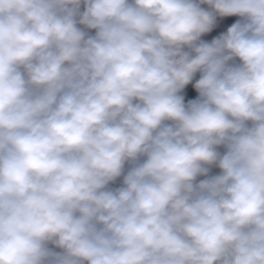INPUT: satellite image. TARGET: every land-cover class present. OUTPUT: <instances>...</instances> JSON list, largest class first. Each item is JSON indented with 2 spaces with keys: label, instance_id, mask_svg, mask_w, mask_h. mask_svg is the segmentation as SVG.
Instances as JSON below:
<instances>
[{
  "label": "clouds",
  "instance_id": "clouds-1",
  "mask_svg": "<svg viewBox=\"0 0 264 264\" xmlns=\"http://www.w3.org/2000/svg\"><path fill=\"white\" fill-rule=\"evenodd\" d=\"M0 264H264V0H0Z\"/></svg>",
  "mask_w": 264,
  "mask_h": 264
}]
</instances>
